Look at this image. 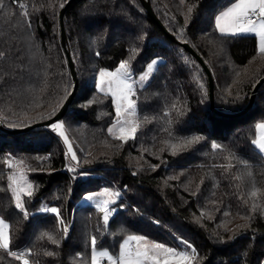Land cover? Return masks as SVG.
Returning <instances> with one entry per match:
<instances>
[{
	"label": "trees",
	"instance_id": "16d2710c",
	"mask_svg": "<svg viewBox=\"0 0 264 264\" xmlns=\"http://www.w3.org/2000/svg\"><path fill=\"white\" fill-rule=\"evenodd\" d=\"M69 1L64 26L78 90L57 123L75 159L49 125L12 131L54 116L74 88L60 23ZM150 1L167 31L140 0H2L0 216L10 225V251L30 253V264H91L92 237L115 255L127 235L186 241L193 264H264V153L253 144L264 123V82L242 112L264 77L258 38L215 28L236 0ZM184 42L212 73L214 108L208 74ZM154 59L151 78L136 88L135 139H114L115 103L96 86L97 74L122 61L137 74ZM14 164L33 185L23 199L27 217L8 187ZM102 188L121 193L107 226L81 201ZM0 264L22 261L0 250Z\"/></svg>",
	"mask_w": 264,
	"mask_h": 264
},
{
	"label": "snow or ice",
	"instance_id": "6c2138e0",
	"mask_svg": "<svg viewBox=\"0 0 264 264\" xmlns=\"http://www.w3.org/2000/svg\"><path fill=\"white\" fill-rule=\"evenodd\" d=\"M0 7H3L2 0H0ZM19 7L23 9L25 6L21 4ZM24 15L27 16V12ZM215 28L222 35L252 34L258 37V50L260 54L264 55V0H236L235 3H232L230 7H227L226 10L221 11L215 17ZM148 71H152V65L148 66ZM145 79L146 76H140L141 81ZM134 85L135 80L128 61H122L115 71L101 70L99 72V90L110 94L115 103L116 122L108 129V132L114 139L125 143L135 139L139 127L136 120L128 118L136 114V102L133 99L136 95ZM49 127L64 137L65 142H67L63 123L53 122ZM258 128L261 135L258 140L253 141V144L258 147L261 153H264V123L260 124ZM172 147L175 148L174 145ZM212 147L218 149L220 145L213 144ZM68 150L72 153L71 144L68 145ZM75 158V153H72V159ZM9 166L11 167V164ZM9 180L11 182L8 187L14 196L15 207L27 217L28 214L22 197L25 194L28 197L32 196L33 185L26 182L23 173L10 176ZM98 195L105 198L98 200L95 207L103 213V223L107 226L114 211L110 209L109 205L115 202L112 197L118 196L119 193H113L105 189ZM252 195L255 196L256 193L253 192ZM94 198L93 195L87 197L89 200ZM42 211L59 216L57 208H44ZM64 231L66 233L67 229L65 228ZM48 239L56 243L51 236H48ZM182 243L185 244V248L188 250H177L163 243L151 241L143 235H127L126 239L119 245L118 253L113 255L107 250L97 251V239L92 237L91 264H102L104 260L107 261V264H193L196 259L195 250L190 249L187 242ZM10 245V225L0 219V250H3L14 259L22 261V264H30L29 259L26 258L30 253L10 251ZM46 254L54 255L50 252Z\"/></svg>",
	"mask_w": 264,
	"mask_h": 264
},
{
	"label": "water",
	"instance_id": "95a60500",
	"mask_svg": "<svg viewBox=\"0 0 264 264\" xmlns=\"http://www.w3.org/2000/svg\"><path fill=\"white\" fill-rule=\"evenodd\" d=\"M140 1L143 4V6L145 7V9L147 10L148 14L154 19V21H156L165 31H167V29L165 28L163 22L160 20V18L155 13V11H154V9L152 7L151 1L150 0H140ZM69 3H70V1L61 10L60 23H61L62 44H63V47H64L65 52H66V56H67V59H68V63H69L70 71H71V74H72V78L74 80V88H73L72 92L70 93V95L68 96V98L66 99V101L63 103V105L59 109V111L54 116H52L51 118H49V119H47L45 121L36 122V123H34L32 125H28V126L23 127V128L14 129V130H12L13 132H23V131H27V130H29L31 128H35L37 126H42V125L47 126V125L52 124L53 122H57V121L61 120L63 115L68 110L71 102L73 101V99H74V97L76 95V92L78 90L77 71H76L74 59H73V57L71 55L70 50L68 49L67 34H66L65 26H64V14H65V11H66ZM167 33L169 34V32H167ZM183 45H184V47L187 50H189L193 55L196 56V58L203 65L204 69L206 70V72L208 74L209 84H210V97H211V100H212L211 105L214 108V101H213V99H214V96H213L214 80H213L212 73H211L210 69L208 68V66L206 65V63L203 60V58L193 49V47L191 45H189V43L184 42ZM263 82H264V77L261 78L258 81V83L255 85V87L253 89L252 96H251V101H250L249 105L242 112L247 111L251 107L252 101L254 99V96H255L258 88L262 85Z\"/></svg>",
	"mask_w": 264,
	"mask_h": 264
},
{
	"label": "rangeland",
	"instance_id": "374dc122",
	"mask_svg": "<svg viewBox=\"0 0 264 264\" xmlns=\"http://www.w3.org/2000/svg\"><path fill=\"white\" fill-rule=\"evenodd\" d=\"M160 61V59H154L153 61H151L148 65H147V67L145 68V70L144 71H142V72H140V73H137V74H134L132 71V76H133V79L135 80V88H137V86H142L143 84H145V83H147L148 81H149V79L151 78V76H152V73L154 72V70H155V68H156V66H157V64H158V62ZM149 65H152V71L151 72H149L148 71V66ZM119 67V66H118ZM117 67V68H118ZM116 68V69H117ZM116 69H102V70H106V71H115ZM100 72V71H99ZM99 72H98V74H97V76H96V78H95V84H96V86L99 88V86H98V84H99ZM140 76H146V79L144 80V81H141L140 80ZM133 99L135 100V102H136V95L133 97ZM129 119H134V120H136L137 121V123H138V109H137V102H136V114H135V116H132V117H128ZM116 122V121H115ZM115 122H114V124H115ZM58 123H62V122H58ZM113 126V125H112ZM112 126H110V127H112ZM64 132H65V135L67 136V142H65V144H66V146H67V151H69L68 150V145L69 144H71V146H72V140H71V138L69 137V135H68V132L66 131V129H65V127H64ZM63 139H64V137H62ZM64 141H65V139H64ZM72 153H74V151H73V147H72ZM72 153H71V155H72ZM70 154V153H69ZM20 173H23V176H24V178H25V180H26V182H28V183H31L32 184V181L30 180V178L28 177V174H27V171L23 168H21L20 167V165H17V164H14L13 165V167H12V169H11V176H13V175H19ZM105 189H108L110 192H113V193H119V195L118 196H114V197H112V199L116 202L119 198H120V196H121V193H120V191L119 190H114V189H112V188H102V189H100V190H97V191H94V192H89V193H87V194H85L84 196H83V198H82V202H84V203H87V204H90V205H93V206H95V204L97 203V201L98 200H100V199H104L105 197H102V196H99L98 194H100V193H102ZM89 195H93V196H95V198L94 199H92V200H89V199H87V197L89 196ZM22 199H24V195H23V197H22ZM114 202V203H115ZM114 203H112V204H110L109 205V207H110V209H113L114 211H113V214L110 216V219H109V222H110V220H111V218L114 216V214L116 213V209H115V207L113 206V204ZM0 219H3L6 223H8V221L5 219V218H3V217H1L0 216ZM9 224V223H8ZM109 224V223H108ZM67 225V224H66ZM126 239V238H125ZM150 240V239H149ZM151 241H154V240H151ZM123 242V241H122ZM121 242V243H122ZM155 242H157V241H155ZM182 242H186V241H181V242H179V244L177 245V246H170V245H167V244H165L166 246H168V247H174V248H176L177 250H188V249H186L185 248V244L184 243H182ZM160 243V242H159ZM164 244V243H163ZM187 245L188 246H190V249H194L195 250V248H194V246H192L190 243H188L187 242ZM104 250H107V251H109L111 254H113L108 248H98L97 247V251H104ZM190 254H191V252H190ZM114 255V254H113ZM102 264H107V261L106 260H104V261H102Z\"/></svg>",
	"mask_w": 264,
	"mask_h": 264
},
{
	"label": "crops",
	"instance_id": "0c3cea01",
	"mask_svg": "<svg viewBox=\"0 0 264 264\" xmlns=\"http://www.w3.org/2000/svg\"><path fill=\"white\" fill-rule=\"evenodd\" d=\"M236 2V1H235ZM235 2H233V3H235ZM232 4V3H231ZM231 4L228 6V7H230L231 6ZM224 10H226V8L224 9ZM223 10V11H224ZM258 38V37H257ZM258 47H259V38H258ZM262 124V123H261ZM260 125V124H259ZM260 135H261V132H260V130H259V128H258V134H257V138H256V140H258L259 138H260Z\"/></svg>",
	"mask_w": 264,
	"mask_h": 264
},
{
	"label": "built area",
	"instance_id": "2783aa9c",
	"mask_svg": "<svg viewBox=\"0 0 264 264\" xmlns=\"http://www.w3.org/2000/svg\"><path fill=\"white\" fill-rule=\"evenodd\" d=\"M67 154H68V153H67ZM67 154L65 155V157H66V158L68 157V155H67Z\"/></svg>",
	"mask_w": 264,
	"mask_h": 264
}]
</instances>
